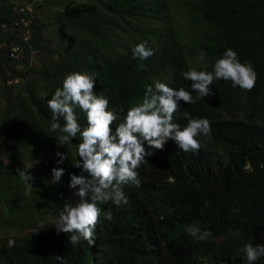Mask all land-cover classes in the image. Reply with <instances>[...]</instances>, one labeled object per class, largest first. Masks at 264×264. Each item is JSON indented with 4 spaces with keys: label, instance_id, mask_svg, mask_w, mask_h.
<instances>
[{
    "label": "trees",
    "instance_id": "16d2710c",
    "mask_svg": "<svg viewBox=\"0 0 264 264\" xmlns=\"http://www.w3.org/2000/svg\"><path fill=\"white\" fill-rule=\"evenodd\" d=\"M174 1L187 30L174 26L166 0H0L1 219L15 220L19 207L38 213L41 205L61 204L70 174L87 175L73 165L79 133L62 145L61 133L50 130L48 100L69 73L94 77L93 92L118 117L113 131L156 82L192 92L195 103L179 101L173 122L186 126L187 112L211 128L197 137L198 152L171 139L153 149L135 170L140 185L120 186L127 203L100 204L93 244L73 245L71 233L50 225L11 248L0 243V264H249L244 245H264V0ZM27 4L44 15L21 10ZM140 43L153 55L134 58ZM229 48L252 65L255 86L242 90L219 79L210 85L213 95L198 97L183 73L212 72ZM75 114L85 127L86 114L79 107ZM57 152L67 156L59 165ZM38 160L46 172L30 181L29 192L18 170L29 173L23 167ZM54 167L64 169L56 184ZM189 226L211 235L196 239ZM252 264H264V256Z\"/></svg>",
    "mask_w": 264,
    "mask_h": 264
},
{
    "label": "clouds",
    "instance_id": "9594fccd",
    "mask_svg": "<svg viewBox=\"0 0 264 264\" xmlns=\"http://www.w3.org/2000/svg\"><path fill=\"white\" fill-rule=\"evenodd\" d=\"M30 5V4H27ZM25 5V6H27ZM24 10V7L21 8ZM153 55V50L145 43L133 48V57L140 60ZM204 60V54L198 57ZM190 80L191 89L200 98L213 95L210 85L214 80H230L232 87L250 91L255 86L256 73L250 63H242L232 49H226L213 66L212 72L190 69L183 73ZM95 79L86 73H69L62 81V88H57L48 100L52 113L50 130L59 131L62 145L71 138L80 135L77 144V156L73 165L87 175L70 174L67 193L60 206L62 210L52 225L58 232L71 233L69 241L75 245L81 239L90 245L94 243V229L102 214L100 204L112 200L116 206L127 203L121 185H140L135 171L153 154L152 150H163L165 143L171 139L184 152H198L201 145L198 136L210 135V121L206 118H192L184 112L186 126L173 122V114L179 108V101L193 104L192 92L184 88L174 89L162 82H156L155 91L151 86L146 89L143 101L126 111L123 121L117 123L115 131L111 125L118 120L114 111L108 110L109 100L93 92ZM79 107L86 114L87 125L81 127L77 121L75 108ZM63 121L61 124L59 121ZM147 145L148 147L146 148ZM57 164L67 158L65 153L57 152ZM26 191L33 187L30 173L18 170ZM64 169H51V183L61 182ZM38 180V179H37ZM36 180V181H37ZM35 181V182H36ZM69 188L75 189L79 197L77 203H67ZM106 219H111V212H104ZM50 226V225H49ZM186 231L199 240L208 238L209 230L201 231L197 226H189ZM3 244V243H2ZM15 245L8 240V247ZM241 251L246 255L249 264L264 256V245L245 244ZM62 260V257L57 256Z\"/></svg>",
    "mask_w": 264,
    "mask_h": 264
},
{
    "label": "rangeland",
    "instance_id": "374dc122",
    "mask_svg": "<svg viewBox=\"0 0 264 264\" xmlns=\"http://www.w3.org/2000/svg\"><path fill=\"white\" fill-rule=\"evenodd\" d=\"M169 11H167L174 22V26L178 29H186L188 27L187 19H185L181 13L178 11V5L174 0H166ZM25 10H29V12H35L34 15L41 16L44 15L41 12V9L33 8L30 5L24 6ZM36 9V10H35ZM33 54H35L33 52ZM31 61L34 62V57H30ZM2 96H0V106H3ZM1 111V109H0ZM40 160L37 161V164L28 163L23 168L28 167L29 173L33 177V180L36 181L38 177L46 172V169L40 164ZM75 189L69 188L67 194V203L75 204L78 202L79 197L75 195ZM23 198V197H22ZM20 203H22L24 208H27L26 199L16 197ZM35 204L32 205V207ZM38 213H34L30 211L28 213L21 212V208L16 209V219L15 220H5L0 218V243H8L9 239L15 240L18 237H22L26 234H29L33 231L43 230L49 225H52L55 220L58 218L60 211L62 208L58 205L47 204L41 205L40 209H38Z\"/></svg>",
    "mask_w": 264,
    "mask_h": 264
}]
</instances>
